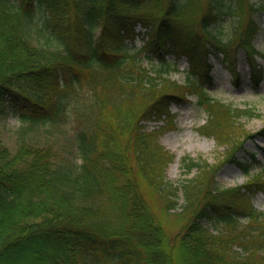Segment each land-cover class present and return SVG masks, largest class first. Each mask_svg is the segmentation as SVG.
Wrapping results in <instances>:
<instances>
[{
    "label": "trees",
    "instance_id": "trees-1",
    "mask_svg": "<svg viewBox=\"0 0 264 264\" xmlns=\"http://www.w3.org/2000/svg\"><path fill=\"white\" fill-rule=\"evenodd\" d=\"M205 1L198 19L189 12L192 0H172L167 10L159 0H0V119L11 112L28 128L55 124L72 104L91 115L76 135L77 166L50 146L24 142L13 152L0 133V264H264V212L251 195L264 193V181L229 189L214 182L204 191L201 179L213 166L184 158L200 173L181 188L165 182L173 156L160 135L174 126V103L195 95L209 115L202 133L221 144L243 115L210 96L211 55L229 67L244 50L262 78L253 62L264 1ZM226 16L237 17V26L223 40L214 25ZM39 31L53 49L33 42ZM139 35L147 39L136 48ZM141 52L185 56L186 83L161 74L166 65L151 75L139 64ZM149 121L164 125L149 131ZM231 163L242 166L235 153L222 166ZM179 190L185 211L204 205L172 235L148 194L169 211Z\"/></svg>",
    "mask_w": 264,
    "mask_h": 264
},
{
    "label": "rangeland",
    "instance_id": "rangeland-1",
    "mask_svg": "<svg viewBox=\"0 0 264 264\" xmlns=\"http://www.w3.org/2000/svg\"><path fill=\"white\" fill-rule=\"evenodd\" d=\"M171 1L159 0L157 7L167 10ZM252 1L260 3L264 0ZM206 7L205 0H192L189 12L194 13L199 19L202 13H205ZM201 8L203 12L200 11ZM247 19L243 18L239 30L246 27ZM255 19L260 30L254 40L257 54L253 63L256 70L260 71L258 76L262 75L261 79L255 78L251 59L244 50L238 53L237 63L234 66L228 67L224 64L221 55L213 54L210 58L213 64V70L210 73L212 80L210 84H206L210 96L243 112L239 119L234 120L232 127L235 130L232 129V133L227 136V141L221 144L212 136L202 133L201 126L206 124L209 115L198 106L195 95L190 96L186 102L174 103L172 106V113L175 115L174 126L170 127L168 124L160 135V143L173 156L172 161L165 168L166 183L169 182L181 188L187 180L200 173V168L189 171L183 164L184 158L196 162L207 161L210 167L213 166L201 179L204 191L210 189V185L214 182H217L220 189H229L258 180L264 181V135L261 134L264 130V11L255 15ZM236 20L237 17L235 19V17L226 16L219 24L214 25V30L219 32L221 39L227 40L232 36L237 26ZM188 22L191 25L195 23L192 20ZM136 30L143 35L147 33L140 25L136 27ZM146 39L147 37L143 38L139 35L133 43L134 47L141 48ZM32 40L40 46H50L48 45L50 38L45 31H39ZM50 47L53 49L52 46ZM137 56L140 60L139 64L151 75L159 74L158 70L161 67L164 69L166 65V70L161 74L167 75L171 81L184 85L189 77V62L185 56L180 59H175L173 55H167L164 59L158 57L149 59L150 55H146L145 52ZM165 91L174 92L172 88ZM79 96L81 98L79 101H83L84 105L89 102L87 94L80 92ZM67 113L66 117L58 123L28 128L26 123H22L17 115L10 112L0 119L1 139L13 152L24 142L40 147L50 146L58 152L64 162L77 166L81 163V158L78 153L76 135L84 130L82 128H86L91 115L83 109L78 110L75 104L69 105ZM146 124L149 131L164 125L158 121H149ZM229 153H235L242 166L232 163L222 166ZM217 167L220 171L213 178V182H210L209 177L216 172ZM143 191L147 195V188H143ZM251 195L254 207L264 212V193ZM148 198L157 214L166 213L164 219L172 235L179 233L188 224L192 215L199 209L198 205H204V201L194 203L192 209L185 211L186 199L181 190L178 191V205L169 211L166 210L165 203L158 194H148ZM242 224L248 225L247 222Z\"/></svg>",
    "mask_w": 264,
    "mask_h": 264
}]
</instances>
